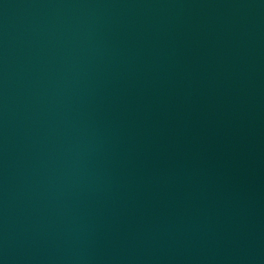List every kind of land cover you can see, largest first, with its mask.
Returning <instances> with one entry per match:
<instances>
[{"label": "water", "instance_id": "95a60500", "mask_svg": "<svg viewBox=\"0 0 264 264\" xmlns=\"http://www.w3.org/2000/svg\"><path fill=\"white\" fill-rule=\"evenodd\" d=\"M0 264H264V0H0Z\"/></svg>", "mask_w": 264, "mask_h": 264}]
</instances>
